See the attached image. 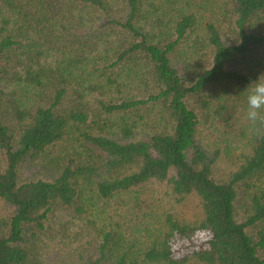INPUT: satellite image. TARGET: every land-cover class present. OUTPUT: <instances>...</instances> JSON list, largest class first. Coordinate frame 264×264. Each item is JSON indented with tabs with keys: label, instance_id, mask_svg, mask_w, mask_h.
Wrapping results in <instances>:
<instances>
[{
	"label": "trees",
	"instance_id": "16d2710c",
	"mask_svg": "<svg viewBox=\"0 0 264 264\" xmlns=\"http://www.w3.org/2000/svg\"><path fill=\"white\" fill-rule=\"evenodd\" d=\"M262 74L264 0H0V264H264Z\"/></svg>",
	"mask_w": 264,
	"mask_h": 264
},
{
	"label": "rangeland",
	"instance_id": "374dc122",
	"mask_svg": "<svg viewBox=\"0 0 264 264\" xmlns=\"http://www.w3.org/2000/svg\"><path fill=\"white\" fill-rule=\"evenodd\" d=\"M201 0H195V2H199ZM149 110V109H148ZM150 119L148 118V116L146 114L144 115V121H147V118L149 120V128L150 129H160V125L162 124V119L161 116L159 114V111H150L149 113ZM156 123H159L158 125H156ZM161 123V124H160ZM155 125V126H153ZM63 145L60 144L58 146H55L51 149V152H62L63 151ZM237 154V152H236ZM221 161H220V167L218 169V173L219 175H223L225 174L230 168H233L236 163L234 162V160H232L231 158L222 155L221 157ZM142 195H144V193L142 192ZM149 204V203H148ZM159 204V203H158ZM161 209H165L168 210L172 213H174L178 218L187 221V222H192L195 223L199 220V218L201 217V208L199 205L198 200L195 197H188L183 201H176L173 198H171V200L169 199H163L161 200ZM3 213V206L0 204V215ZM143 234V233H141ZM195 238L198 240L201 239H205L206 238V233L205 232H195ZM190 264H198L197 262H191Z\"/></svg>",
	"mask_w": 264,
	"mask_h": 264
},
{
	"label": "clouds",
	"instance_id": "9594fccd",
	"mask_svg": "<svg viewBox=\"0 0 264 264\" xmlns=\"http://www.w3.org/2000/svg\"><path fill=\"white\" fill-rule=\"evenodd\" d=\"M247 96L248 110L246 119L251 128L259 130L264 128V74L251 82Z\"/></svg>",
	"mask_w": 264,
	"mask_h": 264
}]
</instances>
